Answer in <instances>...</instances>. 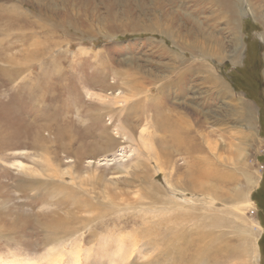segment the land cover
<instances>
[{
    "label": "rangeland",
    "instance_id": "obj_1",
    "mask_svg": "<svg viewBox=\"0 0 264 264\" xmlns=\"http://www.w3.org/2000/svg\"><path fill=\"white\" fill-rule=\"evenodd\" d=\"M216 163L233 177L222 202L183 190ZM234 188L250 195L241 218ZM185 211L180 232L252 255L249 239L264 264V0H0L2 262L108 264L119 234L130 248ZM162 249L123 264L165 263Z\"/></svg>",
    "mask_w": 264,
    "mask_h": 264
},
{
    "label": "bare ground",
    "instance_id": "obj_2",
    "mask_svg": "<svg viewBox=\"0 0 264 264\" xmlns=\"http://www.w3.org/2000/svg\"><path fill=\"white\" fill-rule=\"evenodd\" d=\"M179 120L180 119H178V121ZM250 121H252V120H250ZM187 123H189V122H187ZM170 126H172V125H170ZM179 126H181V124ZM182 127H185V126H182ZM167 128H169V127H167ZM176 134H174V135H176ZM108 139H109V137H108ZM109 142H110V144H112L113 140L110 139ZM179 144H180V142H179ZM179 144H178V147H179ZM184 145L185 144H183V147L185 148ZM185 149L187 150V148H185ZM191 150L188 149L187 153L190 152ZM99 161L100 162H102V161L106 162V161H108V159L107 158H104V159L101 158ZM200 164H201V161H199V165ZM216 165L217 166L216 167L214 166L213 168H211V167H209V168L206 167L205 168L204 166L203 167L201 166L199 169H197V172H196L197 174H195V176L198 177L199 179H203V180L202 181H198V182L196 180V182H195V179L192 180V178H191V182L194 183L193 187H191L192 185H189V183H188L187 185L182 186L183 190L186 191V190L190 189L192 191H196L202 185H204V188H203L204 190L215 194L217 196V198H219V196L221 195L220 194V190L222 189V188H220V186L222 184L224 185V183L226 182V180H228V178L233 179V177H232L231 174H229L227 172H224L221 168H218L220 166V164L216 163ZM161 166H162V163L157 165V167H158L157 170L160 171ZM242 174H243L245 180L247 181V183L249 185V188H253L256 185H258L259 179H258V176H257L256 173H252L250 171L244 170L242 172ZM204 178H206V179H204ZM213 188H215V189H213ZM238 190H239L238 188H234L233 189V200H231V202L232 201H234V202L237 201V204L235 203V205H234V207L236 208L235 209L236 217H238V218L240 217L241 218V216L243 215L242 211L245 208H248V206H250L251 204H250V200H249V197H250V195L248 193L249 191L247 193H245V190H242V191H238ZM206 191H204V192H206ZM215 200L221 201L222 199L219 198V199H215ZM221 207L222 208L226 207V205L222 204ZM182 211H184V210H182ZM185 212H186V214L184 216H182V215L177 216L180 219L179 221H181L180 223H178L177 221L173 220L168 225V223H167L168 221L165 222V224L167 223L166 224L167 226L165 227L166 230L165 229H163V230H145V231H142L140 233L134 232L132 235L128 234V236H130L129 239L131 241V246H129L130 248H128L126 246L127 245V241H128L127 238L121 237L120 234H119V236L117 238H115L111 242V250L112 251L110 253H107V257L109 258V263L108 264H119L118 262L120 260H121L120 263L123 264L125 261L131 259L133 254H135L136 252H139L140 249H143L144 251H146V249H153V248H157L159 246L163 247L162 252H161L162 255L164 253L166 255V259H169V261H167V262L165 261V263H162V264H225L230 259H234L235 257H236V259L239 258V257H241V259H242L244 255H246V258H244L245 261L243 263H240V264H251L253 261H254V263L256 262V259H257V255H256V251H255L256 248H255L254 243L251 240H249V239H248V241L251 242V245H252V247H251L252 255L250 253L248 255V245H247V243L246 244H241V245H238V246L229 245L225 241L219 243L218 240L220 239V237L218 238V236H215V235H212L210 233H207L203 229H199V227H196V226L195 227L194 226H190L191 230L188 231V232H180L179 231L180 230L179 229L180 226L182 225V223L184 221H186V219L188 217L193 216L194 218H196V216L193 215L192 213H190L189 211H185ZM231 214H233V213H231ZM170 216L171 215H169L168 217H170ZM203 219H207V220L209 219L208 221H210L211 223H215L217 225L216 217L213 218V216L210 215L207 212L204 213ZM253 224L254 223L251 222V220H250V224L245 226V228L243 229L244 230L243 236H249V235L252 236L253 235L254 238L256 237L255 235L259 231V227L256 226V225H253ZM85 227H87V224L85 225ZM254 230H255V235H254V233H250L249 232V231L254 232ZM71 231L73 233H78L80 230H78V228H76V229H72ZM91 234L93 235V233H91ZM91 240H92L91 239V235L88 236L87 238H85V242H90ZM248 241H246V242H248ZM249 242H248V244H249ZM189 243H190V245H187ZM112 244H113V246H112ZM70 246H71V243H70ZM62 247H64V244L62 245ZM249 247H250V245H249ZM54 248H56V247H54ZM109 250H110V248H109ZM109 250H107V252ZM81 251L83 252V250H81ZM172 251H176L178 253L175 254V255H172V253H171ZM98 253H99V250L98 251H94V252H89L88 257H93L94 255H97ZM72 254L74 255V259H75V262H76L75 264H80V261H81L80 258H82V257H80L79 251H77V250L73 251ZM247 255H248V258H247ZM84 258H86V257H84ZM2 260L3 259H1V255H0V264H35L34 262H31V261H26V262L19 261L17 256H13L12 258H8V259L5 258V260L3 262H2Z\"/></svg>",
    "mask_w": 264,
    "mask_h": 264
}]
</instances>
